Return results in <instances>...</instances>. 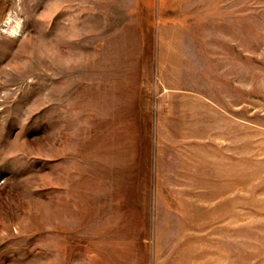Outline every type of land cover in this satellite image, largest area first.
<instances>
[{
	"label": "rangeland",
	"instance_id": "rangeland-1",
	"mask_svg": "<svg viewBox=\"0 0 264 264\" xmlns=\"http://www.w3.org/2000/svg\"><path fill=\"white\" fill-rule=\"evenodd\" d=\"M0 264H264V0H0Z\"/></svg>",
	"mask_w": 264,
	"mask_h": 264
},
{
	"label": "bare ground",
	"instance_id": "bare-ground-1",
	"mask_svg": "<svg viewBox=\"0 0 264 264\" xmlns=\"http://www.w3.org/2000/svg\"><path fill=\"white\" fill-rule=\"evenodd\" d=\"M11 28V24L10 25H8V30Z\"/></svg>",
	"mask_w": 264,
	"mask_h": 264
}]
</instances>
